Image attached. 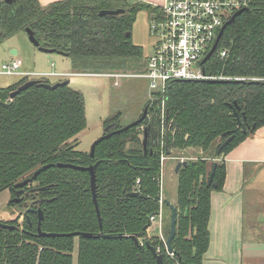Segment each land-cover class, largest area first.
<instances>
[{"label": "trees", "instance_id": "1", "mask_svg": "<svg viewBox=\"0 0 264 264\" xmlns=\"http://www.w3.org/2000/svg\"><path fill=\"white\" fill-rule=\"evenodd\" d=\"M117 8L126 11L100 13ZM248 8L226 27L216 52L204 64L208 73L230 79L172 81L156 104L148 99L141 123L100 141L94 156L77 148V135L87 127L82 91L70 83L56 88L35 84L11 99V92L30 78L0 85V99L10 102H0V192L8 189L14 197L18 182L47 166L22 187L23 202L28 201L31 209L28 216L22 221L21 214L0 219L9 225L0 228V264H157L147 241L163 255V264H203L211 237V193L222 190L226 178L222 156L264 125V0H251ZM141 10L152 16L161 8L126 0H58L47 5L16 0L0 7V42L30 28L41 46L71 58L73 73H141L147 57L131 33ZM222 49L228 51L224 58L219 55ZM234 107L245 129L239 126ZM121 115L105 119L104 134L126 126ZM217 139L218 165L210 186L214 161L204 156L190 160L176 175L177 228L174 252L169 253L160 236L149 232L150 218L161 208L162 154L189 147L207 151ZM60 162L96 165L102 228L90 172L60 167ZM39 187L45 188L35 189ZM133 191L140 194L129 196ZM164 206L170 211L163 231L167 239L171 210ZM37 209L44 213L41 229L63 235L40 236ZM73 232L102 234L66 235Z\"/></svg>", "mask_w": 264, "mask_h": 264}, {"label": "rangeland", "instance_id": "2", "mask_svg": "<svg viewBox=\"0 0 264 264\" xmlns=\"http://www.w3.org/2000/svg\"><path fill=\"white\" fill-rule=\"evenodd\" d=\"M150 19L151 16L148 12L146 13L143 10L139 12L131 32L132 41L143 48L144 56H149L151 54L155 41L150 29ZM12 49L18 51L17 55L25 61V67L27 70L38 73L30 75L31 78H45L52 82L54 79L58 78L71 80L73 78V87L83 92L86 101L87 127L77 135V138L79 139L77 148L79 150H91L93 143L105 133L103 122L106 118L114 115L115 113L121 112V123L125 125L137 120L143 113L148 97L150 98L151 96L149 79L142 75L127 74L119 79V84L115 83V77L99 73H67V78L56 76L55 73H52V71L60 72L59 69L64 67L61 61H66V55L58 52L47 53L41 51L30 40L25 30H21L11 36H8L0 42V83L10 85L13 84L14 81L16 82L18 80V75H7L5 73H1L3 70V64L5 62L12 61V58L15 56L11 54ZM158 97L159 95H153V105L157 103ZM219 142L220 139H217L215 145L207 151H203L202 154H197L195 152V157L194 153L191 154L187 152L184 155H186V157H190L186 158L189 161L196 160L199 156H204L207 157L211 163L218 160L215 157V146ZM177 150L175 149V151H172L171 157L178 155L179 150ZM179 154L181 155V153ZM174 161L175 160H173V162ZM172 170L167 167L163 174V190L165 188V191L168 192L169 200L173 197H177L178 180ZM249 179L251 181V178ZM10 200L11 192L9 194L8 189L0 192V219L3 218L2 220L18 216L17 212L19 211L16 206H10ZM259 202H261L260 199H257L256 201L254 200V202L249 200L248 204L246 203L245 205V232L248 238L247 242H245L246 249L251 247L254 248L255 246H251L252 244H255L256 241L259 242V240L264 239V213H261V216H253L256 211V207L254 208L253 204L255 203L256 205H259ZM256 213L258 214L260 211L257 210ZM169 216L170 211H165L163 231H165V218L168 221ZM23 218L24 217L21 216L20 221H22ZM157 223V220L152 222L153 229L156 228ZM74 255V262L76 263V250ZM245 263L248 264V260ZM254 263L261 264L257 261Z\"/></svg>", "mask_w": 264, "mask_h": 264}, {"label": "built area", "instance_id": "3", "mask_svg": "<svg viewBox=\"0 0 264 264\" xmlns=\"http://www.w3.org/2000/svg\"><path fill=\"white\" fill-rule=\"evenodd\" d=\"M250 2L251 0H165L160 12L152 15L150 19V29L155 41L151 54L146 58L144 72L133 74L118 71L101 74L115 77L116 84L127 74L145 76L149 79L152 100L153 95L165 94L172 81L230 79L208 73L202 60L213 46L222 26L236 11L249 7ZM227 53V49L219 51L222 58ZM22 65V58L15 55L12 61L3 64L1 73L29 78L32 74H38L23 72ZM162 106L164 110V101ZM171 156L165 152L162 154L161 208L159 213L150 218L151 223L158 221V235L165 242L166 249L167 239L163 233V174L165 162Z\"/></svg>", "mask_w": 264, "mask_h": 264}, {"label": "crops", "instance_id": "4", "mask_svg": "<svg viewBox=\"0 0 264 264\" xmlns=\"http://www.w3.org/2000/svg\"><path fill=\"white\" fill-rule=\"evenodd\" d=\"M39 1L43 5H47L58 0ZM126 1L130 4L139 2L146 3L155 8H161L165 2V0ZM143 11L146 13L148 12L147 10ZM66 57V61H61L64 67L59 69L60 72L52 71V73H55L56 76L67 78V73H73L71 58L68 56ZM22 71L34 72L26 69L24 60ZM21 78H23V76L18 75L17 79L20 80ZM61 80L65 79L58 78L54 79L53 82H50L55 83ZM73 81L74 79L72 78L70 83L72 87ZM0 85L7 86L6 83H0ZM187 152L191 154L194 153L195 157V152L197 154H202L203 150L195 147L179 150L181 155L178 153L175 157L173 156L166 160L164 172L165 169L169 167L170 170L173 169L172 172L177 175L175 172V166L178 160L190 158L184 155ZM222 158L225 160L226 178L223 189L213 190L211 193V215L209 221L211 237L209 248L203 257V264H247L245 263L247 260L248 264H255V261L263 264L264 239L259 240V242L256 241L255 244H252L251 246H255L254 248H245V242H247L248 239L245 232V205L246 203L248 204L249 200L254 202V200L256 201L257 199H260L261 202H259V205H256L255 203L253 204V207H256V211L253 208L255 211L253 216H261V213H264V125L259 127L252 136L247 137L228 153L224 154ZM173 160L175 161L173 162ZM249 178H251V181ZM163 198L164 200H169L168 192L165 191V188L163 190ZM170 201L176 204L177 197H173ZM164 209L165 207L163 206V218L165 215ZM257 210L260 211V213L257 214ZM159 229V224L157 223L156 228L153 229L152 225L149 232L151 235H157Z\"/></svg>", "mask_w": 264, "mask_h": 264}, {"label": "water", "instance_id": "5", "mask_svg": "<svg viewBox=\"0 0 264 264\" xmlns=\"http://www.w3.org/2000/svg\"><path fill=\"white\" fill-rule=\"evenodd\" d=\"M16 0H0V7L3 9V6L5 4H12L13 2H15ZM249 8L248 7H244V8H241L239 9L238 11H236L232 17L222 26L220 32L218 33L216 39H215V42L213 44V46L211 47V49L208 51V53L206 54V56L204 57V59L202 60V63H205L217 50V47L219 45V42L224 34V31L226 29V27L231 24L232 22H234V20L236 19V17L241 14L243 11H246L248 10ZM126 10L124 8H117V9H104V10H101L100 13L102 15H119L121 13H124ZM0 16H1V12H0ZM25 31L27 32L30 40L41 50V51H44V52H47V53H52V52H58V53H61V54H64V52L62 51H59L57 49H54V48H47V47H44V46H41L40 45V42L39 40H37V38L35 37L34 35V32L32 29L30 28H26ZM11 54L13 55H17L18 54V51L17 50H12L11 51ZM205 81V80H204ZM209 82H223V81H227L226 79H214V80H208ZM67 83H71V79H65V80H61V81H58V82H55V83H51V82H46L45 80H43L42 78H31L29 80H27L25 83H23L22 85H20L17 89L13 90L10 94V97L11 99H13L14 97H16L20 92H22L23 90H25L26 88H28L29 86L31 85H35V84H40L42 86H45V87H51V88H56L60 85H63V84H67ZM0 102L1 103H4V104H10V102H7V101H2L0 99ZM234 112H235V115L237 116V119H238V123H239V126H242L244 129H245V125L243 123V121L241 120L236 108L234 107ZM147 113H148V108H144L143 110V113L142 115L135 121H133L132 123L116 130V131H113V132H110V133H107V134H104L102 135L101 137H99L92 145V148L90 150V154L92 156H94L95 154V148H96V145L102 141L103 139L105 138H108L109 136H111L112 134L114 133H118V132H121V131H124V130H127L129 129L130 127L132 126H135V125H138L139 123H141L147 116ZM168 130V127L166 128V131ZM147 132H148V129L145 128V144L147 142ZM234 135H231L230 137H228L222 144L221 146L219 147V150H218V153L221 154V151L222 149L228 145V143L233 139ZM171 151H167L166 152V155L170 156L171 155ZM189 162V160L187 159H180L178 160L176 166H175V172L178 173L181 169L182 166L184 165H187ZM58 166L60 167H72V168H76V169H83V170H88L91 174V188H92V192H93V200H94V203H95V206H96V210H97V214H98V217H99V221H100V226L102 228V217H101V212H100V208H99V203H98V200H97V176H96V165H90V166H83V165H77V164H73V163H58L57 164ZM217 165H218V161H214V165H213V168H212V172L210 174V177H209V180H208V186H210L213 182V178H214V174H215V171H216V168H217ZM47 166H44L43 168L41 169H44L46 168ZM41 169H38L35 171V173L31 176V177H28L20 182H18L16 184V189L14 191V194L15 196L10 200V203H20L22 198H21V195L23 194V186L31 183L37 176L38 174L41 172ZM45 187H39V188H35L37 190L39 189H44ZM140 193L137 192V191H133V192H130L128 195L129 196H138ZM165 203L169 206L170 210H171V231H170V234L167 238V241H166V245H167V251L169 253H173L174 252V249H173V246H172V241L176 235V228H177V214H178V208L177 206L171 202L170 200L166 199L165 200ZM31 209H28L25 211V214H27L28 216V212L30 211ZM35 212L38 213V234L40 236H57V235H63L62 233H55V232H44L42 229H41V223H42V220L44 218V213H43V210L42 209H37L35 210ZM9 226L8 224L4 223L3 221H0V228L2 227H7ZM102 233H99V234H94V233H91V232H73V233H67L66 235H72V236H83V237H98L100 236ZM134 239L137 241V237L134 236ZM147 245L148 247L152 250V252L154 253V255L156 256L157 258V264H163V255L161 253H159L157 251V249L155 248V246H153L149 241H147Z\"/></svg>", "mask_w": 264, "mask_h": 264}, {"label": "flooded vegetation", "instance_id": "6", "mask_svg": "<svg viewBox=\"0 0 264 264\" xmlns=\"http://www.w3.org/2000/svg\"><path fill=\"white\" fill-rule=\"evenodd\" d=\"M24 195H25V191H23V194L21 195V198H22V200H21V202L20 203H17V204H19V206L21 207V210H20V207H17V209H18V211L20 212H17V214L19 215V214H21L20 216H23L24 218L27 216V214H25V211H26V209L28 210L29 209V205H28V201H24L23 202V199L25 198L24 197ZM13 197H11V199H12ZM10 203V202H9ZM23 218V219H24Z\"/></svg>", "mask_w": 264, "mask_h": 264}]
</instances>
